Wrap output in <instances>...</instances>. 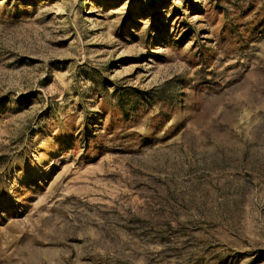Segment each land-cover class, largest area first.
Wrapping results in <instances>:
<instances>
[{
  "label": "rangeland",
  "instance_id": "1",
  "mask_svg": "<svg viewBox=\"0 0 264 264\" xmlns=\"http://www.w3.org/2000/svg\"><path fill=\"white\" fill-rule=\"evenodd\" d=\"M0 264H264V0H0Z\"/></svg>",
  "mask_w": 264,
  "mask_h": 264
}]
</instances>
